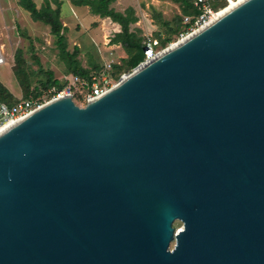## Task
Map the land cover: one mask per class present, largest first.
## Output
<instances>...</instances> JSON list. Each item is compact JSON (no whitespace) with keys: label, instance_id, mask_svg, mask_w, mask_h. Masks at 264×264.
<instances>
[{"label":"water","instance_id":"water-1","mask_svg":"<svg viewBox=\"0 0 264 264\" xmlns=\"http://www.w3.org/2000/svg\"><path fill=\"white\" fill-rule=\"evenodd\" d=\"M0 264H264V0L0 133Z\"/></svg>","mask_w":264,"mask_h":264},{"label":"rangeland","instance_id":"rangeland-1","mask_svg":"<svg viewBox=\"0 0 264 264\" xmlns=\"http://www.w3.org/2000/svg\"><path fill=\"white\" fill-rule=\"evenodd\" d=\"M17 1L0 0V55L4 59L0 64V81L9 89L13 100L24 97V90L16 76V73H20L19 69H22L30 87L36 85L37 81L44 80L47 71L61 82L67 76V67L59 55L56 38L50 33L49 26L33 21L30 15L18 6ZM33 1L37 8L45 4V0ZM48 2L52 9L59 7L65 49L69 53L77 49L75 58L82 68L93 73V67L97 66V70L101 71L95 77L105 76L109 85L116 84L121 75L132 71L120 74L117 79L112 74V71L116 74L122 72L114 66L123 67L122 59L127 57L120 45L110 42L120 31L117 24L108 18L91 15L88 7H74L71 0ZM110 7L121 13L127 8L133 9L136 22L130 25L129 31L140 39L142 44L147 37L155 39L158 44L167 37L172 39L171 43L179 39L180 34L173 32L178 29L175 21L183 17L179 3L171 0H115ZM181 30L183 27L179 32ZM171 43L164 47L159 46L166 49ZM40 98L47 99L44 92ZM181 226L180 222L174 223L177 230ZM172 246L171 244L170 247Z\"/></svg>","mask_w":264,"mask_h":264},{"label":"trees","instance_id":"trees-1","mask_svg":"<svg viewBox=\"0 0 264 264\" xmlns=\"http://www.w3.org/2000/svg\"><path fill=\"white\" fill-rule=\"evenodd\" d=\"M115 0H71V4L74 7H88L89 12L93 16H98L100 18H108L112 23L117 24L120 27V31L113 36L111 39V44L120 45L123 51L126 54V58L122 59L123 67L114 66L115 69H118L121 73H113L115 79H117L120 74L131 71L137 67L144 60V43H141V40L136 38L133 33L129 31L131 24L136 22V17L132 8H127L125 12H117L110 5ZM173 2L179 3L182 6L183 16H188L193 14V8L191 5V0H171ZM18 6L26 11L31 19L35 22L43 23L44 25L49 26L50 33L56 38V45L59 49V55L64 61L67 72L66 75H71L78 77L83 84L78 86V90L73 97L74 102L77 105L83 104V97L85 94L89 93L91 84L93 83L92 77L100 73L97 66H94L93 73L82 68L75 58L77 54V49H74L73 53H69L65 49V38L62 34L63 27L60 22V11L57 6L55 9H52L48 0H45V4L40 8H37L33 0H18ZM175 26L178 29L173 32L176 34H182L188 25L183 24V18H180L178 21H175ZM183 27V30L179 32V29ZM177 39V38H176ZM172 39L170 37L162 40L159 45L164 47L165 45L171 43ZM18 63L21 65L19 58L17 59ZM125 70V71H123ZM22 76L20 77L16 73L17 78L19 79V85L24 90V97L22 99H27L29 97L38 98L42 95L43 92L50 88L55 90H61L66 86V83L60 82V80L54 78L50 71L45 72V79L37 81V84L33 87H30V83L27 81L22 69H19ZM19 76V77H18ZM74 89V88H73ZM75 90V89H74ZM0 100L5 102L8 105H12L17 102L13 100V97L9 89L0 81Z\"/></svg>","mask_w":264,"mask_h":264},{"label":"built area","instance_id":"built-area-1","mask_svg":"<svg viewBox=\"0 0 264 264\" xmlns=\"http://www.w3.org/2000/svg\"><path fill=\"white\" fill-rule=\"evenodd\" d=\"M239 1L240 0H191V5L194 10L193 14L182 17L183 24L188 25V27L182 34H180L177 41L182 40L191 33L206 27L214 16L221 10H224L230 5L236 4ZM163 50L164 49L159 46L155 39L147 37L144 41V60L140 64H144L155 59ZM3 61L4 59L2 55H0V64H2ZM109 68L110 65L107 66V69ZM125 75L126 73L121 75L120 79H122ZM105 78V76L102 78H97L95 76L92 77L93 83L91 84L90 91L84 95L83 104L81 106H84L87 102L100 97L114 86L109 85ZM100 80L101 82H99ZM62 83H66V86L63 89L55 90L54 88H50L44 92V95L47 97L46 100H42L40 97H29L27 99L19 98L17 99V102L12 105H8L0 100V128L4 127L6 124L17 123L19 120L23 119L35 109L50 100L64 95H69L73 100L76 90H78V86L83 84L78 77L71 75L65 76L64 79H62Z\"/></svg>","mask_w":264,"mask_h":264},{"label":"bare ground","instance_id":"bare-ground-1","mask_svg":"<svg viewBox=\"0 0 264 264\" xmlns=\"http://www.w3.org/2000/svg\"><path fill=\"white\" fill-rule=\"evenodd\" d=\"M245 0H240L238 3L230 5L229 7H226L224 10H221L218 14H216L214 16V18L211 20L210 23H212L213 21H215L216 19H218L219 17H221L222 15H224L225 13H227L228 11H230L231 9H233L234 7H236L237 5H239L240 3H242ZM209 23V24H210ZM203 29V28H202ZM201 29H199L198 31H200ZM198 31H195L193 33H191L190 35H188L187 37H185L182 40H179L177 42L171 43L166 49H164L159 55H161L163 52L169 51L171 49H174L177 45H179L182 41H184L185 39H188L191 35H194L195 33H197ZM158 55V56H159ZM116 85V84H114ZM13 124H6L4 127L0 128V133H2L3 131H5L8 127H10Z\"/></svg>","mask_w":264,"mask_h":264}]
</instances>
